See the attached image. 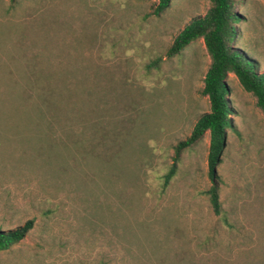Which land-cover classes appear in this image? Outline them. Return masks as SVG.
Here are the masks:
<instances>
[{
    "label": "rangeland",
    "instance_id": "374dc122",
    "mask_svg": "<svg viewBox=\"0 0 264 264\" xmlns=\"http://www.w3.org/2000/svg\"><path fill=\"white\" fill-rule=\"evenodd\" d=\"M0 0V230L32 220L0 264H261L264 116L225 79L231 124L216 165L228 224L205 191L202 39L167 47L209 0ZM235 45L264 72V0H239ZM160 57L159 67L145 65ZM56 117L37 115L38 88Z\"/></svg>",
    "mask_w": 264,
    "mask_h": 264
},
{
    "label": "trees",
    "instance_id": "16d2710c",
    "mask_svg": "<svg viewBox=\"0 0 264 264\" xmlns=\"http://www.w3.org/2000/svg\"><path fill=\"white\" fill-rule=\"evenodd\" d=\"M239 0H209L206 12L193 18L174 37L172 43L165 50L164 55L170 57L179 53L189 43L202 39L210 64L203 77L201 94L209 101V111L196 119L189 136L174 145L172 162L162 176V188L165 189L177 171L180 153L183 149L195 143L206 132L209 135L207 156L208 175L211 185L205 191L213 213L228 224L220 201L219 176L216 165L220 161V154L225 144L226 130L231 124V107L227 99L228 91L225 79L229 74L235 75L241 87L251 93L256 105L264 116V72L259 71L258 64L248 57L244 49L235 45L237 36V22L239 14L236 5ZM170 0H156L152 6V13L157 14L164 9ZM160 57H156L145 65L159 67ZM37 115L40 118L58 114L56 106L51 102L52 90L43 81L38 88ZM32 227V220L25 222L11 230H0V250L5 249L22 238ZM264 264V258L262 263Z\"/></svg>",
    "mask_w": 264,
    "mask_h": 264
}]
</instances>
